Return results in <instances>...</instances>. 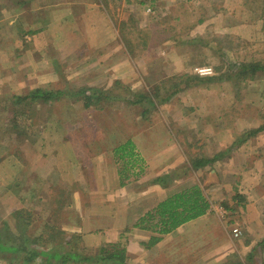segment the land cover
Here are the masks:
<instances>
[{
	"label": "rangeland",
	"instance_id": "obj_1",
	"mask_svg": "<svg viewBox=\"0 0 264 264\" xmlns=\"http://www.w3.org/2000/svg\"><path fill=\"white\" fill-rule=\"evenodd\" d=\"M84 1L58 3L64 7ZM87 1L99 7L90 21L78 20L82 34L99 42L100 51L118 47L120 54L98 72L97 62L88 60L97 52L89 43L65 60L56 47L49 48L52 54L45 56L56 63L57 74L51 84L55 89H49L61 91L59 98L45 103L23 100L39 80L50 86L48 79L37 78L33 61L12 59L15 52L1 54L0 74L8 82L5 90L12 92L0 96V235L38 251L59 242L85 257L96 255L102 246L120 244L127 250V264H264V132L248 135L264 127V72L236 79L241 64L264 63V0H145L143 5L140 0ZM49 2L0 0V21L13 14L26 16L29 30H36L40 16L33 11ZM208 18L212 21L199 23ZM11 30L6 25L0 34L9 36ZM17 48V55H36L32 47L24 50L19 44L13 50ZM123 57L137 72L133 82L127 69L120 70L122 79L110 73L114 59ZM186 74L214 80L183 86L168 98L171 84ZM17 79L24 86L18 92L13 88ZM82 88H91L101 100L94 98L88 106L83 96L73 95ZM149 94L154 103L145 99ZM217 131L222 133L218 140L212 137ZM136 138L135 152L144 161L135 157L126 164L115 149ZM221 147L218 162L229 161L216 168L227 173L230 195L213 198L208 192L210 214L187 227L185 234L175 232L150 251L129 246L136 232L154 233L153 223L136 226L128 221L141 212L132 210L134 204L124 197L134 188L132 180H147L145 158L153 157L159 167L164 158H182L183 166L192 169V160L212 157ZM124 172L126 186L119 188L118 177ZM46 227L62 236L49 241ZM41 235L45 237L39 240ZM43 259L38 256L30 264ZM24 260L20 252L0 255V264ZM95 261L69 259L65 264H116Z\"/></svg>",
	"mask_w": 264,
	"mask_h": 264
},
{
	"label": "crops",
	"instance_id": "obj_2",
	"mask_svg": "<svg viewBox=\"0 0 264 264\" xmlns=\"http://www.w3.org/2000/svg\"><path fill=\"white\" fill-rule=\"evenodd\" d=\"M47 1H50V2L46 5H43L42 7H39V9L33 11L35 16H38V17L40 16L39 17L40 19L38 18L39 19L38 22L37 23L35 22L36 24H34L35 26L38 25V27H36L35 29L40 30V31L34 35L24 34L26 31H29V29L31 28V24L30 22H28L29 20L26 18V16L19 17L13 14L10 18H8V21L6 22L0 21V28H3L6 25H9L12 28L9 36H5L3 33L1 36L0 34V42H1L0 58H1V54L10 55L12 52H15V55L11 56L12 59L33 61L32 63L33 67H36L37 69H39V72L37 73V78L43 77L45 79L46 78L48 79L47 83H49L50 86L48 87L43 86L45 84H41L42 80L41 81L39 80V86H35L34 87L35 89L33 91L37 89H41V88L50 90V91H52V89H49V88L55 89V87H52L51 84L57 82V76H56L57 74L55 71L56 63L52 65L50 62L51 57L45 56L47 54H52L50 52H52L54 47L57 48L58 52H61L62 54L61 59L65 60V58L67 57L69 58V56L78 52L79 48L82 47L83 44L89 43V45H91V48L95 47L97 49V52L93 51L92 53H94L95 55L93 57H88V60L90 62H97L98 65L95 66V68L100 69V70H97L98 72L108 67L107 62L111 61L110 57L111 59H113V57H116V56L118 58V55L120 54L118 47L116 48L110 47L108 51H100L99 49L102 47H100L99 42H93L92 40L88 41L89 34L86 33L85 37L82 34L81 27L78 24V20L80 18H83L85 20L86 18H89V21H90V18H92L93 15H95L98 12L99 6L97 4L94 3V6H93L91 5L92 1L83 0L84 2H77V3H71V4L65 3V6L62 7L61 4L58 3V1L60 0H47ZM182 1L187 2V0H182ZM210 1L215 2L213 0H210ZM204 2H205L204 0H200V4ZM63 18L65 19V21H63ZM210 21H212V19L208 18L207 20L203 21L202 24L206 22H210ZM58 23L60 25L59 26L60 28L57 29L56 25ZM58 37H63L64 39H60V41L57 42ZM4 39H8V40L4 41ZM13 42H15V44H13ZM19 44L24 47V50L28 49L29 47H32L33 52H35L36 55L33 54L32 56L31 54L30 56L28 54L23 55L22 53H19L17 55L18 48L16 50L15 49L13 50V48L18 47ZM4 45H9L8 49H4ZM49 48L50 49L52 48V50H50ZM4 50H6V53ZM89 51L91 50L89 49ZM125 58L127 57H123L121 59L119 58V60L114 59L115 61L109 67V69H111L110 73L114 77L120 78L121 77L120 70L127 69L128 73L126 75H129L130 82H133L134 76L137 74V72L135 74L134 68L131 66V62ZM34 62H37L35 66H34ZM48 62L50 64H48ZM0 63H4V62L0 60ZM2 67L5 68L6 64H2ZM36 68L34 72H36L37 70ZM136 68L138 69L137 66ZM5 79L6 77L3 74L2 75L0 74V96L4 93L12 92L10 90H5L7 88L6 86L8 85V82H6ZM21 84H22L21 82H18V79L14 80L13 88H15L16 92L23 89L24 86L20 87ZM218 132L219 131L216 132L217 134L215 136H212L216 140L220 139V137L222 136V133L220 132L218 134ZM135 140L136 141L134 140H131V141L133 142L136 148L135 143L138 141V139L136 138ZM222 148L223 147L218 148L219 150H216L215 154L220 152ZM138 157L141 158L142 156L138 154ZM141 160L143 159L141 158ZM145 160L147 161V164L149 166L147 168L149 169V174L146 176L147 180L142 181V177L139 178L138 180H132L135 184L134 188L129 189L127 196H124V197L129 198V201L130 202L132 201V203L134 204L135 208H133L132 210L136 209L137 212H141L139 216L135 215L134 216L135 218L133 220L132 219L128 220L129 222L131 221L130 223H134V225L136 224V226L139 223L140 219L144 217L147 212L155 208L159 202L163 201L167 197L177 192H182L192 187L199 186L204 191V194L206 195L207 198H208V194L212 195L213 198H215V196L225 197L226 195H230L229 193L232 190L230 189L231 186H229L232 184L227 183L225 181V179L230 180L226 178L227 176L225 177L227 173L225 171L223 172L221 168L219 169L216 168L217 164L222 166V164H225L226 161H229L228 159H226L222 163L218 162L214 164L215 168H212L211 166H209L210 168L208 167L205 170L204 169L193 170L191 168H189L188 170H185V168L183 170H179V167H182L184 164V159L182 158H179L176 160L170 159V158L169 159L166 158L165 160L164 158V161L161 160L160 167L159 165L156 166L157 163L155 162V159H153V157L148 156L145 158ZM173 168L174 170L178 169V172L173 177V180H174L173 182L168 183V185H160L154 182L159 177H162L167 174H171L174 171ZM227 172L231 173L229 171ZM134 176H141V175L136 174ZM127 177L128 175L126 173L121 174L118 177V182L121 183L119 184V188L126 186L124 181H126ZM144 181H146V185H144ZM209 201L211 202V200ZM209 214L181 226L175 232L176 233H184V232L186 233L187 227H190V225H194L195 223H199V221H201L202 219H205ZM175 232L163 236V239H167V237L171 236ZM154 235H157V234L146 233L143 235V234H138L136 232L134 239H132L129 242V246L131 245V247L134 246L141 250L140 248V246H142L141 244L144 242H147L150 239V237ZM164 241L165 240H162L160 243H158V245H161ZM158 245L150 249H147L146 251L153 250L156 247H158ZM136 259L139 260V257H137Z\"/></svg>",
	"mask_w": 264,
	"mask_h": 264
},
{
	"label": "trees",
	"instance_id": "obj_3",
	"mask_svg": "<svg viewBox=\"0 0 264 264\" xmlns=\"http://www.w3.org/2000/svg\"><path fill=\"white\" fill-rule=\"evenodd\" d=\"M106 4L108 0H100ZM153 2V0H151ZM115 2H121V0H115ZM140 4H144L145 0H140ZM264 12V9H263ZM263 12L261 14V18L263 16ZM2 22V21H1ZM199 23H203L202 20ZM40 30L26 31L25 35H34L38 33ZM126 31L123 30L122 34L125 36ZM258 72H264V63L260 61H254L249 63L241 64L240 69L236 73V79H246L253 78ZM180 83L171 84V92L168 98H171L174 94H178L184 88H192L198 86L202 83L212 82L214 77H199V76H191V75H183L179 77ZM198 81V82H197ZM158 87V86H157ZM159 89V87H158ZM160 91V90H159ZM90 93V94H88ZM63 93L61 91H50L46 89H37L32 91L30 94L25 96L23 100H31L33 102L41 101V102H50L53 99L59 98ZM74 96H83L86 99V103L88 106L92 103V100L96 98L97 100H101L99 94H94L91 88L88 89H80ZM141 99L146 96L140 95ZM105 99L109 100V97ZM148 101L153 102V97L151 94L146 97ZM18 101L22 100L21 98L17 99ZM140 102V101H139ZM264 132V127L257 128L256 130L250 131L248 135L250 137L257 136L259 133ZM128 150V152H126ZM121 152L120 158L127 159L126 164H131L138 157L137 152H135V145L131 140L127 141L120 147L115 149V154L118 156V153ZM136 157V158H135ZM220 154H216L212 157H201L196 158L191 161L190 165L193 170L203 169L206 166L212 165L220 160ZM140 160V159H139ZM185 167V166H183ZM184 168H180L179 170H183ZM189 168L185 167V170ZM178 172V170H174L171 174L164 175L162 177L157 178L154 182L161 185H168V183L173 182V177ZM61 201L57 200V203ZM212 209V204L209 199L204 194V191L199 187L195 186L190 189L184 190L182 192H177L163 201L159 202L158 205L147 212L144 217H142L139 221V225L143 226L146 223H153L151 229L157 235L151 236L148 242L142 243L147 249L155 247L163 240V236L171 234L177 231L181 226L196 220L200 217L207 215ZM59 210V209H58ZM138 225V224H137ZM46 234L49 233L48 238L49 241L51 239L60 238L62 234L55 231L54 227H46ZM44 235V234H43ZM41 235L38 239H44L45 236ZM73 237H76L73 235ZM57 240V239H56ZM35 242V241H34ZM26 243H20V247L16 244H11L8 240L4 238L3 235H0V255L3 253H24L25 254V263L30 264L34 260V258L40 256L44 258L41 264H52V262L60 261L62 264H65L70 260L75 263H83V262H98L103 263L104 261H112L116 264H127V250L124 246L120 244H109L102 246L98 253L92 257H85L82 254L74 252L73 250L65 249V245L61 243H55L48 249V251H38L33 248V246L28 247ZM68 243V242H67ZM33 245V244H32Z\"/></svg>",
	"mask_w": 264,
	"mask_h": 264
},
{
	"label": "built area",
	"instance_id": "obj_4",
	"mask_svg": "<svg viewBox=\"0 0 264 264\" xmlns=\"http://www.w3.org/2000/svg\"><path fill=\"white\" fill-rule=\"evenodd\" d=\"M234 233H235V236L237 237L241 235V232L238 229H235Z\"/></svg>",
	"mask_w": 264,
	"mask_h": 264
}]
</instances>
